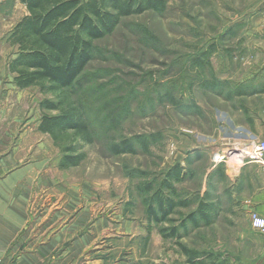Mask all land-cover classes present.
Here are the masks:
<instances>
[{
  "label": "rangeland",
  "instance_id": "374dc122",
  "mask_svg": "<svg viewBox=\"0 0 264 264\" xmlns=\"http://www.w3.org/2000/svg\"><path fill=\"white\" fill-rule=\"evenodd\" d=\"M263 1L166 0L162 14L124 18L97 43L101 57L79 78L77 92L94 143L84 146V161L68 175L92 189L94 218L109 223L95 258L191 264L188 256L195 254L200 264H264L263 236L223 194L225 167L241 165L231 154L249 147L238 144L232 125L245 121L246 84L239 80L247 68L246 41L264 39L253 30L263 24ZM25 15L19 0H0V67L6 71L16 55L9 34ZM134 137L147 149L109 152L110 144ZM175 165L185 179L174 183V200L207 191L219 209L211 225L179 227L194 206L176 208L165 223L148 220L139 190L146 183L156 190ZM171 227H179L177 236L164 238L161 231Z\"/></svg>",
  "mask_w": 264,
  "mask_h": 264
},
{
  "label": "crops",
  "instance_id": "0c3cea01",
  "mask_svg": "<svg viewBox=\"0 0 264 264\" xmlns=\"http://www.w3.org/2000/svg\"><path fill=\"white\" fill-rule=\"evenodd\" d=\"M253 30L264 35V21ZM245 48L247 68L239 80L246 84L245 121L232 129L238 144L254 146L264 140V39L246 41ZM37 95L35 88L18 89L0 67V256L6 264H107L95 258L103 253L95 246L109 223L95 220L92 189L71 181L73 170L60 169L61 154L38 131ZM236 166L223 171V194L249 221L251 214L264 218L261 164Z\"/></svg>",
  "mask_w": 264,
  "mask_h": 264
},
{
  "label": "trees",
  "instance_id": "16d2710c",
  "mask_svg": "<svg viewBox=\"0 0 264 264\" xmlns=\"http://www.w3.org/2000/svg\"><path fill=\"white\" fill-rule=\"evenodd\" d=\"M25 15L9 34V44L16 55L7 66L13 83L20 89L35 88L42 96L38 131L48 135L61 154L60 169L78 167L85 159L84 146L94 143L84 106L78 97L79 78L88 65L101 57L97 43L110 36L121 20L145 12L162 14L166 0H19ZM136 146L147 149L139 137L124 139L109 145V152L119 156L134 155ZM200 159V156L197 157ZM185 179V170L175 165L158 188L143 185L141 195L149 221L165 223L178 207L194 206L179 227L190 222L211 225L218 206L208 202L205 191L200 198L174 200V183ZM210 201V200H209ZM179 227L161 231L164 238L176 237ZM167 231V230H166ZM189 253V252H188ZM188 256L189 263L200 264L197 257Z\"/></svg>",
  "mask_w": 264,
  "mask_h": 264
},
{
  "label": "built area",
  "instance_id": "2783aa9c",
  "mask_svg": "<svg viewBox=\"0 0 264 264\" xmlns=\"http://www.w3.org/2000/svg\"><path fill=\"white\" fill-rule=\"evenodd\" d=\"M236 153L231 154L230 160L240 162L241 166L247 162H256L261 164L264 172V140L257 145L249 146L244 149L235 150ZM231 153V152H230ZM250 224L253 230L261 235H264V218L257 215H250ZM0 264H6L3 258L0 256Z\"/></svg>",
  "mask_w": 264,
  "mask_h": 264
},
{
  "label": "bare ground",
  "instance_id": "6f19581e",
  "mask_svg": "<svg viewBox=\"0 0 264 264\" xmlns=\"http://www.w3.org/2000/svg\"><path fill=\"white\" fill-rule=\"evenodd\" d=\"M240 163V162H239ZM241 164V163H240Z\"/></svg>",
  "mask_w": 264,
  "mask_h": 264
}]
</instances>
